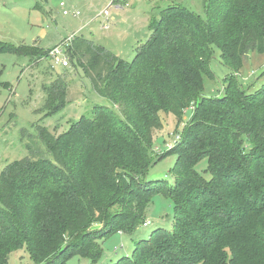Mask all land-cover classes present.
Instances as JSON below:
<instances>
[{"label": "trees", "instance_id": "trees-1", "mask_svg": "<svg viewBox=\"0 0 264 264\" xmlns=\"http://www.w3.org/2000/svg\"><path fill=\"white\" fill-rule=\"evenodd\" d=\"M202 9L161 10L130 62L73 39L69 62L110 107L94 106L58 136L39 126L28 157L0 172V264L17 251L32 264H96L103 240L143 226L156 196L171 201V229L152 231L112 264H264V82L250 93L236 78L245 54L264 55V0H203ZM215 50L231 74L221 95L206 97ZM2 53L49 50L0 42ZM44 91L48 117L65 106L66 80ZM190 106L179 140L154 156L160 114L180 123ZM168 155L172 183L148 181Z\"/></svg>", "mask_w": 264, "mask_h": 264}, {"label": "rangeland", "instance_id": "rangeland-1", "mask_svg": "<svg viewBox=\"0 0 264 264\" xmlns=\"http://www.w3.org/2000/svg\"><path fill=\"white\" fill-rule=\"evenodd\" d=\"M111 0H0V42L14 47L33 46L51 50L63 39L76 33L103 46L122 60L130 62L137 48L151 35L150 27L159 18L161 10L169 5L181 4L203 16V0H130L128 5L109 9V27L103 30L100 20H93ZM123 2V0H118ZM71 13L78 11V18L63 15L60 4ZM88 28L80 27L84 21ZM93 20V21H92ZM213 79H205L203 95L219 96L226 84L223 80L231 72L220 60L215 50L209 63ZM264 55L248 52L243 57L242 68L236 78L242 87L254 93L264 82ZM66 80L65 106L57 113L45 117V87L57 77ZM94 106L110 107V104L93 92L90 78L70 62L61 68L52 67L48 57L0 54V172L8 164L28 157L26 144L37 135L38 127H45L58 136L81 116H87ZM193 107L184 110L180 123L172 116L160 114L162 129L153 133V155L165 153L178 140ZM175 155H168L152 166L146 179L150 182L173 181L171 172ZM205 168V161L197 170ZM173 175V176H172ZM174 219L169 199L156 196L146 209L149 226H139L131 235L111 233L102 242V256L96 264H112L117 259L130 256L135 243L145 240L156 229L169 230ZM148 220V221H147ZM99 242V241H98ZM8 264H32L25 251L11 253ZM65 264H90L81 257H72Z\"/></svg>", "mask_w": 264, "mask_h": 264}, {"label": "built area", "instance_id": "built-area-1", "mask_svg": "<svg viewBox=\"0 0 264 264\" xmlns=\"http://www.w3.org/2000/svg\"><path fill=\"white\" fill-rule=\"evenodd\" d=\"M116 1H118V0H111L109 2V5L106 8H104L102 10V12L99 13L98 16L93 18V20L102 21L101 28L104 30L108 29V27H109V25H108V19L110 16L109 9L111 7H113V5L115 4ZM123 1H126V0H123ZM60 6H61V8L65 7L63 3H61ZM62 13L65 16L72 15L74 18H78V16H79L78 11L71 13L69 10H66L65 8L63 9ZM76 36H77L76 33L69 35L68 37L63 39V41L60 44L56 45L51 50H49L48 58L50 59V61L52 63V67L64 68V67L68 66V63H69L68 48L71 46V43ZM148 225H149V222H146L143 224V226H148Z\"/></svg>", "mask_w": 264, "mask_h": 264}, {"label": "crops", "instance_id": "crops-1", "mask_svg": "<svg viewBox=\"0 0 264 264\" xmlns=\"http://www.w3.org/2000/svg\"><path fill=\"white\" fill-rule=\"evenodd\" d=\"M127 3L126 5H128V3L130 2V0H126V1H123V2H121V1H116L115 2V4L113 5L114 7H115V9L116 10H119V9H121V7L122 6H124L125 4L124 3ZM109 18H110V16H109ZM87 22H88V24L90 25V21H84L83 23H82V25L80 26L81 28L82 27H84L85 25V27L83 28V30L82 31H84L85 29H87L88 28V25H87ZM101 24H102V21H99V26L101 27ZM108 25H109V19H108ZM104 30V29H103ZM81 36H82V34H81ZM84 37V36H83ZM84 38H86V37H84ZM86 39H88V38H86ZM148 221V220H147Z\"/></svg>", "mask_w": 264, "mask_h": 264}]
</instances>
